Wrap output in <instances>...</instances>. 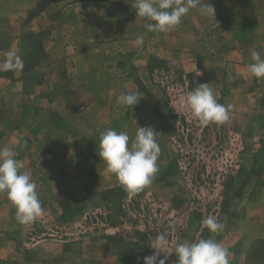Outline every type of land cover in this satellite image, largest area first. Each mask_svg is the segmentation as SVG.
Segmentation results:
<instances>
[{"label":"rangeland","instance_id":"rangeland-1","mask_svg":"<svg viewBox=\"0 0 264 264\" xmlns=\"http://www.w3.org/2000/svg\"><path fill=\"white\" fill-rule=\"evenodd\" d=\"M53 1L0 0V77L19 89L10 128L26 135L19 156L0 152V264H264V36L240 20L230 49L152 55L134 84L99 86L128 101L58 142L50 112L46 130L23 121L26 92L49 110L55 63L65 75L97 40L66 33L90 15L77 24ZM246 59L260 66L233 67Z\"/></svg>","mask_w":264,"mask_h":264},{"label":"crops","instance_id":"crops-1","mask_svg":"<svg viewBox=\"0 0 264 264\" xmlns=\"http://www.w3.org/2000/svg\"><path fill=\"white\" fill-rule=\"evenodd\" d=\"M68 8L78 11L72 18L77 24L83 21L82 13L90 17L86 19V28L78 25L66 33L84 34V37L96 38L97 42L86 47L70 66H65L70 68L65 75L62 64L55 63L60 70L52 78L55 91L50 95L49 110L46 108L47 94L41 95V91L26 92L22 102L23 121L28 125L34 119L42 118V126H47L46 118L51 115L54 128L48 127L56 134L57 141V134L80 132V118L86 117L89 110H97L103 118V107L109 104L116 108L121 96L128 101L131 97L126 92L106 99L99 86L134 84L133 70L147 68L152 55L172 59L175 54L192 48L200 52L207 44L222 51L230 49L237 42L240 20L245 23L244 28H252L247 29L248 36H264V28H259L260 23L264 25V0H54L46 10L57 12L58 16ZM213 29L214 33H210ZM247 44L256 46L252 41ZM258 66L260 63L249 59L236 61L233 65L240 69ZM10 82L9 78L0 77V132L4 134L0 138V152L6 150V144L19 156L20 141L26 135L17 127L10 128L16 114L12 113L16 107L12 97L19 94L18 88L7 87ZM67 83L70 84V96L57 92L58 85ZM80 86L83 93H79ZM79 94L83 95L81 99ZM35 99L39 100L37 104ZM119 114V110L113 113L114 116ZM42 136L32 135L38 140L43 139Z\"/></svg>","mask_w":264,"mask_h":264}]
</instances>
